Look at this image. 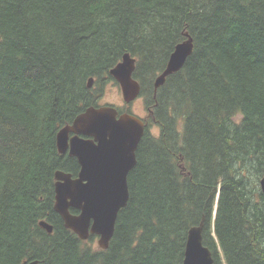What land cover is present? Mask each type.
I'll list each match as a JSON object with an SVG mask.
<instances>
[{"label": "trees", "instance_id": "obj_1", "mask_svg": "<svg viewBox=\"0 0 264 264\" xmlns=\"http://www.w3.org/2000/svg\"><path fill=\"white\" fill-rule=\"evenodd\" d=\"M127 53L147 126L103 250L54 210L56 172L80 167L57 136ZM263 179L264 0H0V264H183L202 219L214 264H264Z\"/></svg>", "mask_w": 264, "mask_h": 264}, {"label": "water", "instance_id": "obj_2", "mask_svg": "<svg viewBox=\"0 0 264 264\" xmlns=\"http://www.w3.org/2000/svg\"><path fill=\"white\" fill-rule=\"evenodd\" d=\"M193 48L190 36L175 47L165 70L155 80V95L169 76L184 67ZM135 69L136 59L127 53L110 72L126 105L141 93V85L133 77ZM93 86L94 79L90 78L88 88ZM146 126L140 117L131 113L119 115L117 108L107 105L87 108L58 133L60 154L68 153L81 168L77 178L71 173L56 172L54 210L80 240L97 236L98 246L109 248L118 214L129 200L128 175L137 164L136 153ZM261 184L264 190V179ZM71 209L79 214H73ZM40 226L49 234L54 231L47 221H41ZM203 229L204 219L189 230L183 264H214L211 250L203 243Z\"/></svg>", "mask_w": 264, "mask_h": 264}, {"label": "rangeland", "instance_id": "obj_3", "mask_svg": "<svg viewBox=\"0 0 264 264\" xmlns=\"http://www.w3.org/2000/svg\"><path fill=\"white\" fill-rule=\"evenodd\" d=\"M101 105L102 106L110 105L115 108H121V109L125 107L126 104L123 100L120 86L117 85L115 82L110 83L106 87L104 97L101 101ZM130 110L132 114L142 118H146L148 115V112L144 107L142 99H138L132 105H130ZM93 244L98 245L97 241H95V243L93 242Z\"/></svg>", "mask_w": 264, "mask_h": 264}, {"label": "flooded vegetation", "instance_id": "obj_4", "mask_svg": "<svg viewBox=\"0 0 264 264\" xmlns=\"http://www.w3.org/2000/svg\"><path fill=\"white\" fill-rule=\"evenodd\" d=\"M134 102H135V101H134ZM134 102H133V103H134ZM133 103H132V104H133ZM132 104H130V105H132ZM130 105H125L124 108H127L128 111H125V112H123V113H132L131 110H130ZM101 106H102V105H101ZM117 110H118V112H119V115H120V114H123L122 112H120V109H119V108H117ZM138 117H139V116H138ZM140 118L143 119L144 122H145V119H146V118H142V117H140ZM145 123H146V122H145ZM146 125H147V123H146ZM78 164H79V163H78ZM79 166H80V165H79ZM80 168H81V167H79V171H80ZM79 171H78L77 176L74 177V176L72 175V177H73V178H77L78 175H79ZM76 211L78 212L77 214H79V211H78V210H76ZM77 214H76V215H77ZM95 239L97 240L98 238L96 237Z\"/></svg>", "mask_w": 264, "mask_h": 264}]
</instances>
